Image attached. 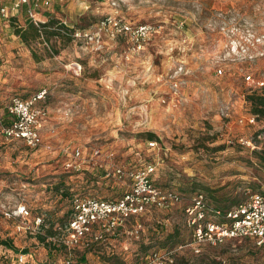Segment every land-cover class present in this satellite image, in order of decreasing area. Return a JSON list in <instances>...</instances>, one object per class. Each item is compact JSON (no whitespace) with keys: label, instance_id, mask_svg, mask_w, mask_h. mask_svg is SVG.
Returning <instances> with one entry per match:
<instances>
[{"label":"rangeland","instance_id":"rangeland-1","mask_svg":"<svg viewBox=\"0 0 264 264\" xmlns=\"http://www.w3.org/2000/svg\"><path fill=\"white\" fill-rule=\"evenodd\" d=\"M10 4L0 0V7ZM115 10L132 24L155 29L142 50L104 29L100 44L71 36L72 30L94 29ZM39 14L35 19L47 27L27 43L15 34L30 19L27 6L0 20V102L46 89L45 105L58 121L53 135L46 130V139L53 137L59 146L85 145L86 153L95 138L103 147L100 158L85 162L82 173L68 178L59 147L52 151L58 157L49 162L52 154L45 147L31 151L0 143L5 168L27 175L33 168L38 174V196L30 200L46 224L33 235L17 232L15 220L0 217V240H10L17 249L14 255L0 245V264H21L19 253L33 264H153V258L164 261L167 256L172 259L168 264H264V242L194 243L184 212L196 191L220 205L234 197L245 201L251 193L264 196V166L258 157L264 149V116L253 114L247 100L254 91L264 93V84L255 85L264 81V0H54ZM63 21L73 28L65 29L59 24ZM69 61L81 64L80 70L76 64L66 68ZM179 65L184 71L174 78ZM65 106L72 115H64ZM149 132L157 139L147 138ZM151 140L155 148L148 146ZM113 163L123 169L153 163L156 185L176 190L181 201L149 208L127 221L129 229L140 225L134 235L118 228L105 241L89 243L84 255V246L65 250L63 226L73 193L114 199L128 190L127 177L105 175Z\"/></svg>","mask_w":264,"mask_h":264},{"label":"built area","instance_id":"built-area-1","mask_svg":"<svg viewBox=\"0 0 264 264\" xmlns=\"http://www.w3.org/2000/svg\"><path fill=\"white\" fill-rule=\"evenodd\" d=\"M38 0H13L9 6L0 7V20H7L15 11L27 6L29 21L33 22L38 31L42 32L41 21L35 19V8ZM114 7L118 6L112 1ZM65 29L73 28L65 21L59 22ZM107 31L112 37L124 36L131 42L132 49L142 50L148 43L155 29L147 23L132 24L123 16L114 13L106 15L94 29L72 30L73 39L87 42L101 41V30ZM184 71L179 65L173 72V77L180 76ZM221 73V69L217 70ZM246 80L250 79L247 75ZM263 80L255 85L262 86ZM173 90H177L178 83L172 84ZM46 90L42 89L28 97L13 96L5 107L9 119L8 125L1 128L2 135L8 140H20L29 148H37L42 144L39 134V126L46 115V110L38 106L46 96ZM228 107H224L227 110ZM223 110V111H224ZM228 112V111H227ZM253 122L254 118H248ZM1 121V115H0ZM148 146L156 147L155 141L148 142ZM98 153V150L94 151ZM72 156L79 159L82 151L79 148L72 149ZM68 166H73L68 164ZM155 165L147 163L134 168L123 169L115 165L112 176L130 179L128 190L114 199H103L92 195L75 196L72 200L71 213L63 226L65 238L63 244L67 249L78 246H87L89 243L105 241L109 236L115 235L118 228L124 227L126 222L146 212L149 208L164 207L171 202L181 201L182 197L174 189H162L156 185L154 180ZM109 175V174H108ZM187 222L193 230V241L197 244L216 245L226 239L248 238L260 246L264 242V196L259 193H251L245 201L227 211H222L208 204L203 192L192 195L190 202L184 207ZM0 217L7 220H15L17 232L40 234L42 227H46L43 216H35L30 219V213L24 201L14 206L0 203ZM137 228L140 225L136 226ZM136 227L127 231L128 235L138 232ZM50 238V237H49ZM23 254H17L16 258L21 264H32L26 262ZM153 264L172 263L167 256L164 261L158 257L153 258ZM65 264H72L66 260ZM134 264V263H132Z\"/></svg>","mask_w":264,"mask_h":264},{"label":"crops","instance_id":"crops-1","mask_svg":"<svg viewBox=\"0 0 264 264\" xmlns=\"http://www.w3.org/2000/svg\"><path fill=\"white\" fill-rule=\"evenodd\" d=\"M12 1L13 0H10V2H12ZM52 1H54V0H38L37 6L35 8L36 14H39V11H41V9H48L49 7H51ZM55 1L58 2V1H62V0H55ZM19 11H15L12 14V16L18 15ZM38 20L41 21L42 23L44 22L43 19H38ZM64 34L66 35L65 32H64ZM149 42L150 41H148V43ZM79 47H80V52L82 54H86L83 46H79ZM69 63L70 64L65 65L66 68H68V66H70L71 64L72 65L76 64L79 66V70H80L81 64H79L77 62H72V61H69ZM69 69H71V72H73L76 76L79 75V73L81 72V71H78L74 66H72ZM40 90H42V89H40ZM36 92L37 91H35V92L25 96V97H28V96L36 93ZM46 92H47V90H46ZM47 94L48 93H46L45 99L47 97ZM14 96H17V95H14ZM20 97H23V96H20ZM76 97H78V96H76ZM45 99L38 103V106L43 107L46 110V115L44 116V119L39 126V134H40L41 139H42V144L39 147L33 149V148L27 147L20 140H8L5 138L4 135H2L1 131H0V143L5 144L8 142H12V145L20 144V145H22V147H24V150H31V151H36L37 149H40L41 147H45L47 149H50L49 152H51V154H52L47 159L49 162L54 161L58 157L59 152H60V155L63 158V167H64L65 175L68 178H71L73 176L75 177L76 175L82 173L83 170H85V167H84L85 162L100 158L97 155H98V153H100V151L103 147V144L97 138L93 139L94 141L89 145L91 153H86L87 147L85 145L69 146V145L65 144V145L59 146V145L53 143V141L55 142V140L52 139L53 137H51V141H48L46 139L47 137H45V132H46V130H49V134L51 133V135H53L55 132V129H56L55 122H58V121L56 119H54V117L51 116L49 107L47 105H45V102H46ZM9 100L4 105H3V102H0V115H1L0 130L2 127H5L8 125L9 119L6 115L5 107H6L7 103L9 102ZM63 111H64L65 116L72 115V110L68 106L63 107ZM148 142H150V141H147V144H148ZM51 145L53 147H50ZM105 145H106V143H105ZM1 147H3V145ZM57 147H59V150H58L59 152L57 154L54 153V155H53L52 151H55V148H57ZM74 148H79L82 151L81 158H79V159L73 158L72 149H74ZM153 148H155V147H153ZM95 150H98V153H95L94 152ZM68 164H71L73 166L72 167L68 166ZM115 165H118V163L110 164L109 166H107L105 168V175L106 176H108V174L110 175V173H112L113 167ZM99 166H100V164H99ZM30 174L31 175H27L23 170H20V169L9 170V169L5 168L3 166V159H2L0 161V203H4V204H7V205L12 207L15 204H17L18 202L24 201L27 205L28 210H29L30 219H33L35 216H43L44 217V215L42 213L34 212L35 209H38V206H37V203L33 204L30 200L31 198H34V196H38V186H39L38 182L35 181V179L38 178V174L36 173L35 170L33 171V168H32V170H30ZM54 174H55L54 172L51 173V176H53ZM29 176H31V177H29ZM86 195H92V194L84 193V192L72 194L71 204L69 207L70 213H71V208H72V200L74 199V197L75 196H86ZM104 199H106V198H104ZM69 216H70V214H69ZM137 225H139V224L138 223L135 224L132 228L136 227ZM121 228L124 229L123 231L127 234V231L129 230V228L126 227V224L124 227H121Z\"/></svg>","mask_w":264,"mask_h":264},{"label":"trees","instance_id":"trees-1","mask_svg":"<svg viewBox=\"0 0 264 264\" xmlns=\"http://www.w3.org/2000/svg\"><path fill=\"white\" fill-rule=\"evenodd\" d=\"M40 26L43 27V29H44V28L47 27V23H41ZM15 34L23 42H26L27 43L30 39H34V38L38 37L39 34H40V32L38 31V27L33 22L28 21L26 23V26L25 27H17L15 29ZM254 92H256V91H254ZM254 92L252 94H250V95L247 96V100L250 102L251 112L253 114H255V115L264 116V93H262V94H260V93L255 94ZM147 138H149V139H157L156 135L154 133H151V132L147 133ZM258 157L260 159L261 164L264 166V149H261V151H259ZM196 192H203V191H196ZM196 192H194L193 194H195ZM204 195H205V197H206L207 202H208L209 205H211L212 207H215L217 209H220L223 212L224 211H227L228 209H230V208H232L234 206H237L238 204H241L244 201V200L242 201V200L238 199L237 197L236 198L234 197L232 200L231 199L228 200L227 203L224 202L223 205H220L217 202V200L212 202L207 197V195L205 193H204ZM39 238H40L41 241H45L46 240L45 237L39 236ZM0 245L3 246V249L4 250L9 251V252H12L14 255L17 252V249L13 246V244H12V242L10 240L1 239L0 240ZM90 247H89V244L87 246H84V249H83L82 254L84 255L85 253H88ZM63 248L65 250L67 249L66 247H63ZM25 252H26V250H23V253H25ZM82 259H84L83 256H82ZM40 264H53V263L46 261V262H43V263H40Z\"/></svg>","mask_w":264,"mask_h":264}]
</instances>
